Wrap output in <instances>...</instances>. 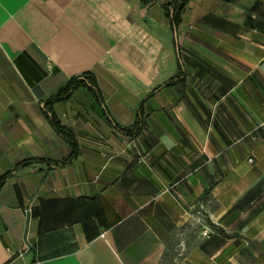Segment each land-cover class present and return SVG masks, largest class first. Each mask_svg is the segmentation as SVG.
<instances>
[{
    "label": "crops",
    "instance_id": "crops-1",
    "mask_svg": "<svg viewBox=\"0 0 264 264\" xmlns=\"http://www.w3.org/2000/svg\"><path fill=\"white\" fill-rule=\"evenodd\" d=\"M170 1L0 0V264H264V0Z\"/></svg>",
    "mask_w": 264,
    "mask_h": 264
},
{
    "label": "trees",
    "instance_id": "trees-1",
    "mask_svg": "<svg viewBox=\"0 0 264 264\" xmlns=\"http://www.w3.org/2000/svg\"><path fill=\"white\" fill-rule=\"evenodd\" d=\"M188 0H171L167 6V13L171 16L174 24L178 25L182 18V11L184 7L186 6ZM80 85H87L89 88H91L96 96L100 98L101 93L99 91L96 79L92 72H86L83 75L79 77H74L69 80L65 85H63L52 98L53 100H58L64 97H67L69 94H71L75 89H77ZM53 122L55 126L58 128L59 131H61L64 135H66L70 140L73 139V135L69 128L61 124L56 117H53ZM143 121L142 118H138L135 126L140 128L142 127ZM40 161V160H39ZM27 161L22 162L17 169H20L27 165ZM13 172H7L3 175H0V190L5 185V183L12 177Z\"/></svg>",
    "mask_w": 264,
    "mask_h": 264
},
{
    "label": "built area",
    "instance_id": "built-area-1",
    "mask_svg": "<svg viewBox=\"0 0 264 264\" xmlns=\"http://www.w3.org/2000/svg\"><path fill=\"white\" fill-rule=\"evenodd\" d=\"M28 211H31V208H29ZM209 231H210L209 229H205V230H204V233H205V234H209Z\"/></svg>",
    "mask_w": 264,
    "mask_h": 264
}]
</instances>
